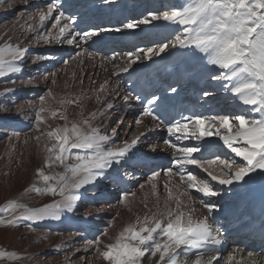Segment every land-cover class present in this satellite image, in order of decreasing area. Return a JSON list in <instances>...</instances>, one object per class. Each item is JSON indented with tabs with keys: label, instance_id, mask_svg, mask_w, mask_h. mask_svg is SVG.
I'll return each instance as SVG.
<instances>
[{
	"label": "bare ground",
	"instance_id": "1",
	"mask_svg": "<svg viewBox=\"0 0 264 264\" xmlns=\"http://www.w3.org/2000/svg\"><path fill=\"white\" fill-rule=\"evenodd\" d=\"M129 1L68 0L65 3L68 5L67 9L54 6L52 13L41 24L38 14L47 12L48 6L51 5L50 1L28 0V3L21 7L16 18L8 17V15L5 17L7 18L5 23L13 26V31H9L12 34L10 37L7 35L5 41L11 43L13 47H20L25 51L22 57L14 62V65L21 69L20 72H16L17 83L12 88L0 91V99L3 103L1 106L13 108L12 111L9 109L11 112L0 111V132L7 135V140L1 141L4 145L0 152V160L3 159V163H1L2 160L0 161V200H5L7 203L9 200L20 198L29 207H41L46 203L53 202V200L61 199L59 195H38L34 192L25 191L34 184H42V181L35 175L36 169L42 168L44 164L43 144L45 137L41 135V132L45 131L49 125L56 127L65 123L58 118H48L46 124L41 125V130L37 131L35 113L39 110L40 98L45 97L52 107L64 111L70 121H79L82 118L81 112L83 118H90L92 126L99 130L100 135L110 137V140L103 144L105 149L123 147L125 142L131 143L133 139L138 138L136 145L130 149L123 162L115 163L111 168L105 170L102 178H98L94 183L76 190L75 194L80 195L81 200L76 202L73 212L63 213L58 221L45 219L37 222L42 225L39 230L40 236L45 237L46 246L56 249V257H60V264H107L106 261L96 259V245L92 242L99 239L101 241L100 247L103 248L104 245L113 243L119 232L128 223L134 222L137 216L143 218L145 215L151 214L150 210H156L157 197L152 195L148 178L154 173H159L154 182L157 184L159 203L163 209L167 197L164 184L169 183V187L179 184V174L184 175L186 179L189 172L195 175L197 179L208 181L216 195L205 196L195 188H190L187 191L193 200L189 202L186 197L182 199L196 210L193 213L195 218L207 217L213 230H219L221 243L219 245L209 244L204 249L182 245L176 249L178 259L187 258L191 264V261L196 259L197 254H200L205 261L211 257L212 264H252L253 259L264 264V243L258 242L255 249H259V251H252V253L251 250L244 247L249 237L245 233L246 228L237 230L232 226L224 225L227 222H237L239 217L236 215L238 212L241 216L244 215L242 217L244 222L257 219V215H255L256 206L249 196V190L242 186L247 177L244 181H234L231 185H221L218 181L212 180L208 173L195 170L193 165H184L181 169V166L175 163V160L182 156V153L177 151L179 148L197 147L195 143L198 141H205L206 144L210 145L214 144L210 152L209 150L206 151L210 146L204 144L198 147L200 151L193 153V156L202 162L235 160L239 163L240 158L236 157L231 149L215 134L203 139H196L191 135L187 139H177V136L182 137L184 135L181 132L168 136L157 122L144 115L141 104L130 97L133 87L131 83L137 78L136 73L143 70L149 62L162 57L163 54L177 49L179 46L168 48L165 52L153 56L151 59H144L142 56L141 60L133 64L128 71H122L121 67L118 66L123 64L120 57L124 53L130 52L128 48L136 51L139 48L169 43L176 35L183 34V26L154 21L150 24L151 29L148 25H141L140 29L124 30L121 33H101L100 37H93L87 41L77 37L73 44H68L67 39L76 32H67L59 40L55 39L59 36L56 32L59 28L54 27L56 24L55 17L61 13H63L61 18L63 25L87 23L90 27L97 28L96 30L114 28L121 26V19H124L122 9ZM153 1L134 0L129 11L137 9L138 12H134L131 16L138 17L139 15L143 19L149 11L174 10L181 0ZM183 1L186 2V0ZM112 4L115 5L113 9L101 8L100 11L90 12V8L93 6H110ZM139 19L131 17L130 20ZM52 20H54L53 24L50 22ZM49 25L51 26L47 33ZM17 30L23 32L24 35L21 32H17V34L15 32ZM86 31L93 30L86 29ZM152 31L155 33L154 37H151ZM147 32L149 34L146 36ZM14 36L18 37V41H15ZM40 39L43 40L41 47V43L37 44ZM111 40L119 41L109 52L117 50L118 44L119 50H122L120 53H116L117 55L113 53L116 56L115 60H110L111 57H107L110 55H107L108 51L103 47L105 43H109ZM67 44L75 45L76 48L72 49L75 54L71 63L69 62L71 65L67 70L65 69L66 66L63 67L62 77H59L56 75L59 70L56 68V63L62 60L60 57L63 56L65 51L63 48L67 47ZM85 49L92 53L91 57L87 55ZM78 53L83 54L78 55ZM193 53L198 55L197 50H193ZM105 81H107L106 84ZM206 83L209 84L208 95L202 98L200 104L202 118L210 119L212 116L218 115L234 116L241 114L248 119L260 118V113L252 110L251 106L243 105L239 99H230L229 103L227 101L220 102L219 97L227 96L228 92L232 93L226 90L230 84L229 81L212 80L210 77ZM101 84H105L102 92L99 90ZM49 91H51L52 97H55L54 100L48 96ZM76 97L81 98L78 104L61 106L58 103L60 99L69 100ZM221 103L224 107L221 106ZM108 104H111L112 107L108 108ZM93 106L97 107L96 112L92 111ZM92 113H96L95 118H91ZM119 114L121 119L119 124L113 128L116 130V135L113 136L111 125ZM137 120L142 122L137 124ZM31 124L33 125L32 130L27 132L22 130L25 125L29 127ZM148 129L153 131L149 135L145 133ZM189 130L191 131V129ZM220 131L221 134L226 133V129ZM156 132L159 133L155 136ZM36 136H41L39 142L36 141ZM26 140L27 143H25ZM218 142H222L223 145L216 147ZM75 151L77 150L74 149L73 152ZM151 151L160 155L159 160L161 162L153 163L152 167L149 168L148 156ZM201 158L205 160L203 161ZM205 165L207 166V164ZM168 169L179 174L168 177L165 175ZM44 170L50 174L63 171L61 167ZM208 172H213L216 175H223L224 173L219 164H213L208 168ZM258 179L264 187V180L260 176ZM141 185H144V188H141ZM215 186L220 191L216 190ZM183 190L184 185H181V191ZM132 193H135V196H132ZM115 194L121 196H115ZM125 194L128 195V202L122 204L120 201ZM205 203L214 204L216 207L209 212L204 207ZM258 225H262L261 222H258ZM52 229H56V231L50 234ZM92 230H99L102 234L97 237L92 233ZM49 235L51 236L49 237ZM253 242L254 240L250 239L249 244H253ZM228 248L230 249L228 250ZM249 252L253 254L251 257L248 256ZM158 256L159 254L157 257L149 255L142 260V264H156ZM230 256L233 257L231 261H229ZM165 259L167 260V257Z\"/></svg>",
	"mask_w": 264,
	"mask_h": 264
},
{
	"label": "snow or ice",
	"instance_id": "2",
	"mask_svg": "<svg viewBox=\"0 0 264 264\" xmlns=\"http://www.w3.org/2000/svg\"><path fill=\"white\" fill-rule=\"evenodd\" d=\"M27 4L28 0H22ZM53 5H49L47 12H40L41 24L53 11ZM63 13L55 17L54 27L59 28V40L68 30L69 25L61 24ZM168 22L183 26V34L176 35L169 43H162L155 47L139 48L136 51L124 53L120 58L123 61L122 71H128L137 61L151 59L165 52L168 48H192L199 50L207 57V63L217 66L221 72L219 75H212V80H227L232 83L230 91L246 106H253L254 110L260 113L259 119H248L244 115H218L208 118H196L189 130L188 124H173L168 126V133L175 135L181 132L184 135L177 136V139H187L191 135L196 139L217 135L223 143L231 149L240 162L235 160H209L202 162L193 156V153L200 151L198 147H184L177 151L182 153L179 159L175 160L177 165H196L208 171L213 164H219L226 169L223 175H216L208 172L212 180L221 185H231L234 181H244L245 177L251 179L250 174H257L264 180V0H186L183 5L176 6L174 10L149 11L143 19L128 20L121 26L114 28H100L93 31L76 32L67 39L68 44L76 42L77 37L82 40H91L93 37H100L101 33H121L124 30L140 29L141 25H150L153 22ZM24 49L13 47L11 43L0 44V76L6 72H20L21 69L14 65L24 54ZM85 52L89 57L92 53ZM83 53H78L82 55ZM115 60L116 56L109 58ZM107 81H105V84ZM105 84H101L99 90L102 92ZM175 92L176 89L172 88ZM204 95H208L207 92ZM52 97L51 91L48 93ZM54 100L55 97H52ZM139 99V97H137ZM81 98L64 100L58 103L78 104ZM108 108L112 105L108 104ZM145 116H152L149 110L144 111ZM96 113L91 114L95 118ZM79 121H70L64 111L52 107L45 99L40 98L39 110L35 113L37 131L41 125L46 124L48 118L60 119L65 123L62 126H48L41 135L45 137L43 144V167L37 168L35 175L43 182L44 187L32 185L26 192H34L38 195L53 196L59 195L61 199L53 200L41 207H29L26 203L17 200H9L3 207L2 212L6 216H0V225L24 227L31 229L32 224L28 222L43 221L45 219L60 220L65 212H73L76 202L81 196L75 194L85 185L94 183L98 178L104 176L106 169L111 168L115 163H121L136 143L125 142L123 147L107 148L103 144L110 140L109 136L100 135L99 130L92 126L90 118H83L81 112ZM159 119V117H153ZM142 121L137 120L140 124ZM221 129H226L221 134ZM235 129V131H233ZM116 135V130H112ZM143 135V133H141ZM39 142L41 136L35 137ZM28 141L26 140L25 143ZM166 143H168L166 141ZM238 145V146H236ZM173 147H175L173 145ZM77 150L73 152V150ZM155 151V148H153ZM207 164L208 167H205ZM61 167L63 171L46 174L44 169ZM179 173H173L171 169L165 175L172 177ZM159 173H154L148 178L151 185L152 195L157 197L156 210L143 218L136 217L134 222L128 223L115 237L113 243L100 247L99 239L93 241L96 245V259L106 261L107 264H142L147 256L157 257L156 264H190L187 258L178 259L176 249L182 245L190 248L204 249L209 244L219 245V230H213L207 217L195 218L196 211L186 204L184 199L191 202L193 197L187 189L195 188L205 196H215L216 192L210 183L203 179H197L191 172L187 178L180 175V183L169 187L164 184L167 197L164 207L161 209L157 184L154 182ZM181 185L184 190L181 191ZM144 188V185L140 186ZM135 196V193L131 194ZM128 195L121 199L120 203L127 204ZM147 207V204H145ZM204 207L211 212L216 206L205 203ZM18 213V215L16 214ZM10 217V218H7ZM105 235L107 233H104ZM253 254L248 253L251 257ZM167 257V260L165 259ZM20 259L13 252L0 250V260ZM233 259L229 257V261ZM191 264H212L210 257L205 261L200 254ZM252 264H260L253 259Z\"/></svg>",
	"mask_w": 264,
	"mask_h": 264
},
{
	"label": "rangeland",
	"instance_id": "3",
	"mask_svg": "<svg viewBox=\"0 0 264 264\" xmlns=\"http://www.w3.org/2000/svg\"><path fill=\"white\" fill-rule=\"evenodd\" d=\"M25 5L26 4L23 3L22 0H0V15H1V17H0V44L6 43L5 40H7L8 36L10 37V35L12 34L11 32L13 31L12 30L13 26L11 24L7 25L5 23V21L7 19L5 17L8 15V17L16 18L18 16V13H19L21 7L25 6ZM136 12H138V11H136ZM50 26L51 25H49V27L47 28V31H46L47 33L50 30ZM72 30L74 31L73 28H72ZM9 31H11V32H9ZM15 32L19 33L21 31L17 30ZM21 33H22V35H24L23 32H21ZM14 39H15V41H18L17 36H14ZM41 39H43V38H41ZM41 39L39 42H37V44L41 43L40 47L43 44V40L41 41ZM170 39L171 38L169 37V40ZM118 41L119 40H116V43ZM115 44H113V45H115ZM118 45H117V50L113 51L111 54H109L110 56H107V57H112L114 54L117 55L116 53H120V51H122V50H119L120 46H118ZM66 46L67 47L63 48V49H65L63 56L60 57L62 60L60 62L58 61L56 63V68L59 69L56 72V75H58L59 77L62 75L63 67L65 68V66H66L65 69L67 70L68 67L71 65L70 63L73 59L72 57L75 54V51L72 50V49L76 48L75 45L70 46L67 44ZM129 51H134V50L132 49ZM16 76H17L16 72H6L4 76H0V91L5 90L6 88L14 87L15 84L17 83L16 81H18V78ZM51 78H52V76H51ZM25 93H26V91H25ZM25 93H23V94H25ZM1 104H3V103H2V100L0 99V107L2 108V109L0 108V111L8 112L9 109H11V111H12L13 108L11 106L4 108L5 106L3 107V106H1ZM97 110L98 109L96 106L92 107V111L96 112ZM11 111H9V112H11ZM120 119H121V115L119 114L117 116V118L114 119V121L111 125L112 129L115 128L119 124ZM23 129L26 132L29 130H32L33 125L31 124V125H29V127H26V125H25L24 127H22V130ZM150 132H151L150 129H148V130H146L145 133L149 134ZM6 140H7L6 133L4 134V133L0 132V152H1L2 147L4 145V143H2V142L3 141L5 142ZM1 160H0L1 163H3V159H1ZM222 171L225 172L226 169H223V167H222ZM46 174H50V173H46ZM36 186L44 187L43 182H42V184H39V185L37 184ZM106 188H108V187H106ZM106 188H105V190H106ZM215 189L220 191V189L216 186H215ZM115 196H121V195L115 194ZM1 200H0V203H1L0 204V216H6L7 214L2 212L3 207L6 205V203H5L6 201L5 200L1 201ZM15 200L23 203L20 198H16ZM2 202L5 204H3ZM16 214L18 215V213H16ZM7 218H10V217H7ZM37 222H39V221L28 222V223L32 224L31 229L24 227L23 223H21L19 227L0 225V250L13 252L17 256L20 257V259H18V260H10V259L5 258L3 260H0V264H60L59 263L60 257L59 258L56 257L57 256L56 249L54 247L50 248L48 245L46 246L45 241H44L45 237L40 236L39 230L42 228L41 227L42 225L38 224ZM46 227H47V225H46ZM55 231H56V229H52L50 234H53ZM92 233H94V235H97V237L102 234V232L99 230H92ZM50 236L51 235H49V237ZM229 249L230 248H228V250Z\"/></svg>",
	"mask_w": 264,
	"mask_h": 264
}]
</instances>
